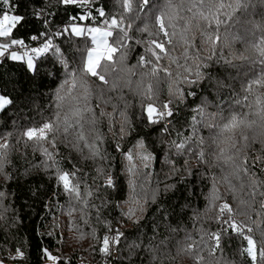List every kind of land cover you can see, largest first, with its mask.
I'll return each instance as SVG.
<instances>
[{"label":"trees","instance_id":"obj_1","mask_svg":"<svg viewBox=\"0 0 264 264\" xmlns=\"http://www.w3.org/2000/svg\"><path fill=\"white\" fill-rule=\"evenodd\" d=\"M192 2L173 0L179 5L173 21L177 35L171 37V45H165L171 56L179 64L192 68V72L185 73L184 67L177 68L168 58L154 61L168 67L174 74L172 78L163 72L152 76L150 65L138 63L141 55L146 60L150 58L146 52L148 41L164 39L157 33L154 14L164 8L166 0H150L148 8H140L138 0H132L131 12L125 11L123 0H87L76 5H65L62 0H10L11 8L0 2V15L8 11L24 17L11 37H0V43L11 39L24 41L23 46L12 45L0 57V96L11 101L0 109V143L9 145L4 150L7 160L0 172V192L4 193L0 199V259L4 264H46L49 259L44 250L58 256L60 264H84L89 257L96 258L94 264H102L104 257L110 264H253L244 251L247 242L231 229L226 234L223 232V227H227L223 225L227 212L217 219L219 205L225 202L233 209L232 219L253 229L248 234L257 241L256 264H264L259 257V249L264 246V208L261 207L264 197L259 193L264 191V183L257 187L252 184L253 180L264 182V163L256 159L264 158V122L256 114L255 104L257 96L264 98V87L254 86L252 93L247 94V101L235 103L246 95L243 85L264 72L262 58L252 47L264 39V0H240L242 6L234 12L228 8L221 11V39L211 60L207 59L208 46L202 43L205 24L193 18L196 9L189 11ZM224 2L235 3V0ZM100 9L105 13L103 17L98 15ZM225 12H230L232 18L228 19ZM88 14V20H79ZM71 17L77 19L72 21ZM112 17L122 20L128 39L113 54L112 63L101 62L102 69L108 64L103 72L108 81L105 85L81 71L87 51L93 47L90 35L76 36L69 31L56 38L51 29L62 30V25L68 27L72 23L105 29L104 21ZM189 21L186 35L194 37V47L188 49L185 60L180 33ZM165 23L167 26V19ZM145 25L148 32L139 31ZM168 30L170 34L173 31L171 27ZM112 31L110 44L118 34V29ZM43 35L52 41L53 47L32 57L34 67L10 58L13 51L30 56L27 45H36ZM56 48L60 49L59 53L55 52ZM198 49L200 59L195 63H206L209 67L200 69L204 75L197 84L188 85L182 81L186 75L196 79L193 54ZM122 54L124 60L120 59ZM241 56L246 59H240ZM72 72L76 73L75 88ZM177 72L181 81L178 85L174 83ZM65 80L68 84H64ZM149 84L152 101L144 98ZM170 86L173 92L177 86L184 90L183 101L169 95ZM85 88L90 93L87 106L91 112L84 110ZM58 92L63 101L57 99ZM189 92L195 95H188ZM168 99L174 100V105H170L174 117L161 124H147L141 104L155 102L159 106ZM198 106L214 115L211 118L206 115L201 123L193 125V116L197 121L202 119L193 111ZM77 108L82 110L78 124L75 123L78 118L73 116ZM121 112L125 113L127 123ZM230 112H236L244 123L234 133L225 134L232 137L225 145L226 155L242 148L245 144L242 136H247V147L235 158L236 165L240 164V157L248 159L247 173L231 161L216 159L213 141L218 127L204 126L208 122L222 124ZM65 117L73 125L67 133ZM48 121L58 126L55 147L50 142L52 134L49 141L41 144L28 141L26 145L22 133ZM165 124L167 132L163 130ZM81 132L84 140L78 138ZM200 138L203 144L197 143ZM173 141L187 142V147L178 153ZM233 143L236 148L232 147ZM93 144L100 156H92L87 145ZM45 148L53 154L56 165L45 166V161L52 165L43 154ZM201 149L205 152L204 163L194 155ZM129 151L133 155L131 163L122 154ZM141 154L153 157L147 168ZM57 168L75 173L72 183L79 182L80 199L64 191L57 179ZM106 175L114 179V189L102 186ZM165 185L174 187L165 191ZM89 191L93 193L91 196L87 195ZM214 192L219 195L215 206ZM253 192L255 196L251 195ZM72 209L75 211L69 215ZM115 226H120L122 235L117 247L110 245V252L105 255L100 251L102 237L110 238ZM213 232L221 233V245L214 252L215 242L209 238ZM189 244H192L190 250ZM17 249L24 253L23 258L17 256Z\"/></svg>","mask_w":264,"mask_h":264},{"label":"snow or ice","instance_id":"obj_2","mask_svg":"<svg viewBox=\"0 0 264 264\" xmlns=\"http://www.w3.org/2000/svg\"><path fill=\"white\" fill-rule=\"evenodd\" d=\"M87 0H62V3L65 5H76V4H83L86 3ZM3 4H6L9 6V8L12 7L10 0H2ZM123 6L125 11L131 12L132 11V0H123ZM138 6L140 8H148L150 7V0H138ZM240 0H235V3H225L224 0H193L191 3V6L189 8V11H192V9H196V11L193 13V18H198L199 21H203L205 24V28L202 32V43L206 44L207 51L209 52V55L207 57L208 60H211L213 55H215L216 48L220 42V35H219V28L220 25L223 23V20L220 19V13L223 9L228 8L231 9L232 12H234L237 8L241 7ZM179 5H176L173 3V0H166V3L164 5V8L159 10L158 14H154V25L157 29L158 34H162L164 39L163 40H150L148 41V47L146 48V52L150 54V58L146 60L145 56L141 55L139 56L138 63L141 66L144 65H150V71L149 74L152 76H156L158 73L163 72L167 77L172 78L173 72L169 71L168 67H162L158 63L162 58H168L171 60L172 63H176L177 68L184 67L185 73H191L192 68L183 66L177 62V59L175 57H172L170 54V51L168 48H166V44L171 45L173 43L172 38L173 36H176L177 33L175 31V24L173 23L174 19L177 18ZM2 11V10H0ZM98 15L103 17L105 15L104 11L102 9L98 10ZM224 15L231 19V13L225 12ZM90 14L83 15L79 17V20L84 21L89 19ZM72 21H75L77 17H71ZM167 19V26L166 21ZM24 21V17L16 14H10L8 11H3V14L0 15V37H11L13 30L17 27V25L21 24ZM104 24L107 25V28L101 29L100 27H88L84 28L78 24L72 23L68 27L64 28V32L71 31L76 36H83L85 33L91 35V41L92 44L95 45L94 48H90L87 51V54L83 60L82 65V73L87 74L91 77L96 78V80L100 81L103 84H108V81L105 79V75L103 74L104 71L107 70L108 64L104 65V68H101V62L106 61L108 63L113 62V54L118 51V48L125 42L126 39H128V31L121 26L122 20L118 21L115 17H112L111 20H105ZM214 25V27H213ZM169 27L173 29L171 34L169 33ZM197 27H199V24H197ZM131 28V25H128V29ZM112 29H118V34L116 39L113 43H109L108 38L113 36ZM211 29V31H210ZM190 30V21L185 26L183 31L180 33V38L183 41L185 52L184 57L185 60L188 59V49L194 47V37H189L186 34ZM139 31L141 32H148V26L145 25L143 28H140ZM57 35H61V33H57ZM151 35V33H149ZM32 39H36V37H32ZM139 43V41H137ZM24 41L20 39H11L7 43H0V57H4L7 50L12 45H21L23 46ZM261 45H264V39H261L260 44H253L252 47L259 53L260 57L262 58L261 62L264 63V47ZM52 41L48 40L46 43H44L43 47L40 48H34L31 51L36 53L37 55H40L44 52H47L50 48H52ZM200 50H197V53H194V63L195 61H198L200 59L198 52ZM56 53L60 52L59 48L55 49ZM10 58L12 60H20L23 57L19 56L15 51L10 53ZM124 55L122 54L120 59L124 60ZM240 59H246V57L241 56ZM155 61V62H154ZM63 62V61H62ZM28 67L32 68L34 67L32 62V57L29 56L28 60ZM230 63V61H229ZM65 67H67V64L65 63ZM207 69L209 67L208 64H200L195 63V76L196 79H189L188 76H184L183 83H186L188 85L197 84L200 79L203 78V73L200 71L201 68ZM131 71V69H129ZM71 77L73 79L72 87H76L75 83V77L76 73L72 72ZM176 79L174 80V83L177 85L181 82L179 80L180 73L177 72L175 74ZM64 84H68V80L64 81ZM254 86H260L264 87V72H262L259 76H256L255 78L247 81L243 85V90L246 93L244 95L243 99H237L235 101L236 104H242L244 101H247L248 95L252 93ZM63 87V86H62ZM115 87V85H113ZM152 86L151 84L148 85L147 91L144 93V98L146 101H152ZM169 95L172 97L178 98L180 101L184 100L185 92L182 88L179 86L176 87L175 91L173 92L171 89V86L169 87ZM188 95H195L194 92H189ZM90 93H88V89L85 88V95L83 97L85 101V109L86 111L91 112L92 109L87 106V101L89 99ZM57 99L59 101H63L64 97L57 93ZM11 101L0 96V109H3L5 105L9 104ZM255 104L257 105V112L256 114L260 117L261 121L264 122V98L257 96L255 99ZM170 105H174L173 99H168L165 101H161L159 106L156 105L155 102H148V103H142L141 108L143 112L145 113V120L146 123L149 125H157L161 124L162 121H168L170 118L174 117L173 108L170 107ZM59 107V105H57ZM194 112H196L202 119L201 121H197L196 117L193 116V125L196 123H201L203 121V118L208 115L210 118L214 114H207L204 110L203 106H198L193 109ZM101 116L104 115L103 111L100 113ZM74 117H77L75 123H79V118H82V110L77 108L75 112L73 113ZM121 117H124L125 122L127 123V117L125 116L124 112L120 113ZM57 121H59V115L57 114ZM224 122L220 125H213L212 123L208 122L205 123V127H218V132L216 133V136L214 138V143L217 148L216 152V159L222 160L225 163L232 162L235 167H238L240 171H243L245 173L249 172L248 165V159L246 157H240V164H235V158L236 156L243 151L244 147H247V136H242V140L245 142L242 148L236 149V152L231 155H226V152L228 149L225 147V145L228 144L229 140H231V135H225V134H232L234 133L235 129H237L244 121H242L238 114L236 112H230V114L227 117L223 118ZM93 123L95 121L93 120ZM64 132L67 133L68 129L72 127L73 125L68 122V118L65 117L64 121ZM250 126V125H249ZM82 127V125H81ZM165 132L168 131V128L165 124L164 129ZM58 131V126H54V122L48 121L42 123L38 127H29L27 128L22 135L26 138L25 144L27 145L28 141H33L35 144H41L44 141H49V134H52L51 136V143L53 147H55V139H56V132ZM120 131H124V125L122 124L120 126ZM193 131L195 133V128H193ZM79 140H84V135L81 132L79 134ZM99 139V137H98ZM190 139V138H189ZM174 147L176 148L177 152H181V150H184L187 147V142H181L176 143L175 141L172 142ZM197 143L203 144L204 140L203 138H200ZM91 151V154L93 157L100 156L99 150L96 148V146L93 145H87ZM139 146L141 148L144 147L143 142H140ZM233 148H236L235 143L232 144ZM9 148V145L7 142L0 143V172H3V166L4 163L7 160V153L4 151ZM117 149H119V145H117ZM43 154L47 157V160L52 161V165H48L47 161H45V166L50 167L56 165V161L54 159V156L52 153L48 152V150L42 149ZM125 155L126 159L131 163L133 161V155L129 152L122 153ZM195 158L199 160L201 163L206 162L205 161V152L203 149L197 151L195 154ZM140 159L144 161V167L147 168L149 166V162L153 159L151 154H141ZM257 160H260L261 163H264V158L256 157ZM172 163L171 161L169 162ZM185 164H188V161H184ZM173 172L176 171L175 166H172ZM100 172L101 170H97ZM129 172L133 171V168L130 167L128 169ZM6 178H10L7 177ZM75 176V173H68V172H61L59 168H57V179L61 183V186L63 187L64 191L69 193L70 195H74L76 199H80V187L79 182L76 184L72 183V177ZM224 180L229 183V186L231 187L230 181H228V177L225 176ZM264 182H257L255 180L252 181V184L254 187L259 186V184ZM102 186L108 189H114L116 187V183L114 179L110 175H106L104 177ZM174 187V185H165V191L169 190V188ZM93 193L91 191L87 192L88 196H91ZM261 197H264V191L259 193ZM252 196H255L256 193H251ZM4 193L0 192V199H3ZM154 198V197H153ZM219 199V195L217 192H214L213 194V206H215V200ZM85 207H87V201H83ZM261 207L264 208V200L261 202ZM72 211H75V209H72L69 211V215H71ZM227 212L228 218L223 220V225H226L227 227H223V232L226 234L229 229L232 230L237 236H241L246 242H247V248L244 249V251L249 255L251 260L253 261V264H256L257 261V241L253 238L252 235H249L248 233H252L253 229L247 225L238 224L234 219H232V213L233 209L231 205L227 202L222 203L219 205V211H218V217L223 216ZM246 229V230H245ZM122 233H120L118 230H116V234L110 239L108 236L102 237V247L100 249L101 252H103L105 255H107L110 252V245L115 244L119 242L120 236ZM262 236H264V233H262ZM210 239L214 240V247L213 252L216 248H219L221 245V233L220 232H213L211 233ZM195 243V242H193ZM192 248V244L188 245V250ZM45 256L47 259H51L54 264H60V258L58 256L52 255L47 250H44ZM17 256L20 258L24 257V253L17 249ZM259 257L262 261H264V246H262L259 249ZM0 264H4L2 260H0Z\"/></svg>","mask_w":264,"mask_h":264},{"label":"built area","instance_id":"obj_3","mask_svg":"<svg viewBox=\"0 0 264 264\" xmlns=\"http://www.w3.org/2000/svg\"><path fill=\"white\" fill-rule=\"evenodd\" d=\"M42 15V14H41ZM46 15V14H45ZM46 18H47V16H46ZM46 21H48V18H47V20ZM62 30H58V29H51V33H55V37L56 38H60L61 36H62V32H64L63 30H64V28H66V26L65 25H62ZM57 33H61V35H57ZM43 40L42 41H40L39 43H37L36 45H27V48L29 49V55L31 56V57H34V56H36L37 54L36 53H34V52H32L31 50L32 49H34V48H40V47H43V45H44V43H46L47 42V36L46 35H43ZM116 230H118L119 232H120V230H121V228H120V226H115L114 228H113V231H112V233H111V236H110V238H112L115 234H116ZM111 246L115 249L116 247H117V243H115V244H111ZM94 259H96V258H94ZM83 260L81 259V262H82ZM95 263V262H94ZM93 263V264H94ZM84 264H92V263H84ZM102 264H110L109 263V259L108 258H106V257H104L103 258V260H102Z\"/></svg>","mask_w":264,"mask_h":264},{"label":"rangeland","instance_id":"obj_4","mask_svg":"<svg viewBox=\"0 0 264 264\" xmlns=\"http://www.w3.org/2000/svg\"><path fill=\"white\" fill-rule=\"evenodd\" d=\"M2 0H0V2H1ZM11 14V13H10ZM78 25H80V26H82V27H84V28H88L89 27V25L87 26V27H85L84 25H82V24H78ZM90 38H91V35H90ZM95 47V45H93V47L92 48H94ZM19 56H21V57H23L22 59H20V60H23V61H25L26 63H27V60H28V57L29 56H24L22 53H17ZM32 62H33V65H34V63H35V59L34 58H32ZM27 65H28V63H27ZM113 231V230H112ZM1 260V259H0ZM88 262L89 263H94V262H96V260L93 258V257H89V260H88ZM54 262L51 260V259H49L47 262H46V264H53Z\"/></svg>","mask_w":264,"mask_h":264}]
</instances>
